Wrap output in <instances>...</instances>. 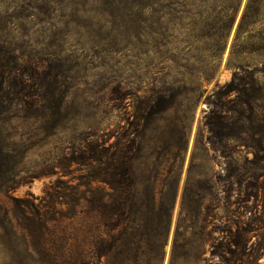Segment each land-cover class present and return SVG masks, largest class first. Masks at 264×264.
<instances>
[{
    "label": "rangeland",
    "instance_id": "374dc122",
    "mask_svg": "<svg viewBox=\"0 0 264 264\" xmlns=\"http://www.w3.org/2000/svg\"><path fill=\"white\" fill-rule=\"evenodd\" d=\"M261 1L240 28L248 0H0V264H46L4 213H34L87 143L129 147L140 210L101 264H208L211 242L198 233L209 209L225 220L220 152L240 167L245 194L256 177L264 221ZM80 169L61 180L77 184ZM153 196L168 230L145 215ZM66 226L49 227L53 256L73 243ZM258 227L254 251L264 249ZM254 257L245 263L264 264L263 250Z\"/></svg>",
    "mask_w": 264,
    "mask_h": 264
},
{
    "label": "trees",
    "instance_id": "16d2710c",
    "mask_svg": "<svg viewBox=\"0 0 264 264\" xmlns=\"http://www.w3.org/2000/svg\"><path fill=\"white\" fill-rule=\"evenodd\" d=\"M261 3V0H248L240 28H243L246 21L250 22L256 18ZM237 76L238 73L233 74L229 86L233 85ZM235 90L237 89L232 88L229 92ZM220 153L221 157L230 160L224 169L225 175L218 177L219 183L222 182L221 193L226 195L225 220L209 209L210 214L204 215V224L198 236L211 242V259L208 264H248L245 260L256 258L255 252H264L261 247L254 251L248 238L250 234L261 230L263 227L258 226L264 224V221L258 218L259 211L255 205L258 197V185L254 182L256 177L247 183L249 192L245 194L240 167L230 155ZM72 155L61 165L63 171L58 176L59 186L47 189L39 206H30L35 210L34 213L22 210L16 213L5 211L2 220L10 225L15 222L24 227L31 237L30 247L43 255L42 259L46 264H101L102 257L109 256L119 240L127 238L129 232L139 227L135 224L140 210L136 206L130 149L128 146L120 149L115 144L102 141L87 143ZM72 164L78 165L84 172L78 177L77 184H74L73 177L67 182L61 180L70 176ZM233 195L236 196L234 200ZM251 199L254 202L250 205L248 203ZM153 202L145 215L151 221L159 218L163 228L168 230L170 214L157 208L155 196ZM62 225L70 227L68 233L73 243L63 257L56 254L53 256V252L45 243L51 234L49 227L57 229ZM180 230L178 225L173 241L172 260L180 247ZM135 236L132 234V237ZM153 236V230L150 229L148 238ZM59 245L56 244L55 253L60 251Z\"/></svg>",
    "mask_w": 264,
    "mask_h": 264
}]
</instances>
